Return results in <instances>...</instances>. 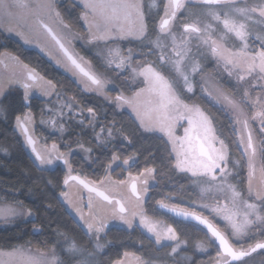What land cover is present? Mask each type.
Instances as JSON below:
<instances>
[{
	"label": "snow or ice",
	"instance_id": "1",
	"mask_svg": "<svg viewBox=\"0 0 264 264\" xmlns=\"http://www.w3.org/2000/svg\"><path fill=\"white\" fill-rule=\"evenodd\" d=\"M70 3L73 9L81 10L77 19L83 21V32L73 31L65 22L57 0H0V30L14 33L25 44L36 43L42 52L76 78L83 91L104 97L113 105L114 113L127 109L131 123H121L117 128L113 120L109 124L101 123L99 132L93 128L96 146L111 152L105 167L109 175L93 183L72 175L70 160L55 143L50 149L37 152L28 132V121L21 123V118L16 117V126L31 147L35 163L43 168L62 162L68 169L63 184L68 186L70 180L76 181L87 191L86 205L82 196L74 199L64 191L60 195L74 210V222L80 232L90 245L95 243V247L94 251L80 248L67 234L58 233L63 236L64 243H57L48 252L37 250L33 253L22 248L0 251V264H99L97 253L103 248L99 243L103 238L101 234H106L111 222L115 221L125 231L146 229L157 245L165 240L174 242L170 254H176L182 243L177 229L160 226L144 210L149 181L157 169L145 167L138 176L129 174L126 180L111 178L112 167L120 159L118 149L113 150L114 142L119 140L123 147L125 143L134 144L137 139L150 145L149 158L158 162L161 169L172 174H190L199 187L202 202L193 201L192 207L164 201L158 204L176 218L194 222L202 226L201 231L206 230L208 244L216 248L217 259L212 264H251L254 254L264 257V166L259 169V183L253 181L257 159L264 160V0H196L203 20L192 23H177L178 14L187 8L185 0H166L162 14L157 13L158 20L153 18L151 22V10L156 7L154 2L147 7L144 0H78V3L70 0ZM219 25L223 31L217 35ZM254 26H260L256 34L258 47L249 41ZM179 28L182 31L177 33ZM229 34L235 37L231 43ZM41 40L47 41L56 54L53 55L47 45H41ZM125 40H134L136 48H128L125 52L119 46V42ZM193 40L196 41L195 52ZM77 41L87 47L100 48L102 45L106 49V54L96 53L102 61L99 67L76 50ZM12 59L27 75L13 72L0 80V114L11 111L5 97L12 85L22 87L21 99L25 104L30 101V90L39 87L35 71L18 58ZM209 61L214 64V71L222 70L226 74L227 87L223 74L220 79L202 75L203 66ZM8 67L5 65V69ZM109 72L122 83L116 84L115 79L108 76ZM198 75L203 83L196 81ZM47 83L54 87L51 81ZM109 85L113 90L119 88L114 98L108 94ZM197 87L201 95L221 105L236 125H242L238 147L242 149L241 161H247L246 193L229 180L232 172L228 147L219 139L211 116L194 102ZM256 88L259 91L253 96ZM41 91L45 96L50 95L45 89ZM65 107L72 113L71 103ZM84 111L80 108L78 114L83 117ZM86 111L89 124L95 125L99 120L97 110L87 107ZM64 115L61 110L60 116ZM74 118L75 114L69 115V119ZM79 123L83 125V119ZM180 128H183V135L178 134ZM60 131H64V125ZM153 139L158 143L152 145ZM77 143L86 153L84 160L98 162V158H92V148L80 141ZM138 154L142 153L138 150ZM135 160V155L126 156L122 163L128 166ZM241 161L231 167L235 168ZM203 184L207 187H202ZM119 188H127L129 195L117 198ZM213 200L214 203L210 202ZM128 201L133 203L131 210ZM197 208L206 209L212 218ZM31 216V209H24L20 202L0 203V221L5 226L14 224L18 218ZM217 221L222 222V226ZM197 249L205 251L201 245H197ZM128 255L125 253V257ZM136 261L145 264L139 257ZM114 264H124V261Z\"/></svg>",
	"mask_w": 264,
	"mask_h": 264
},
{
	"label": "trees",
	"instance_id": "2",
	"mask_svg": "<svg viewBox=\"0 0 264 264\" xmlns=\"http://www.w3.org/2000/svg\"><path fill=\"white\" fill-rule=\"evenodd\" d=\"M153 2L156 7L151 10L150 22L153 18L158 20L157 13L162 14V5L165 3L164 0H144L146 7ZM57 3L60 5L65 22L69 23L75 31L83 32L85 30L83 22L77 19L81 11L80 8L73 9L70 0H57ZM195 6L196 3H189L186 10L180 13V16L183 19H194ZM255 30L259 31L258 28ZM125 41H127V44L123 43V49H127V46L130 47L131 44L136 45L134 40ZM80 44L77 43L76 47L89 56L99 67L102 64L100 57L89 51L90 48ZM2 51L9 52L12 57L18 58L20 62L50 80L56 90L72 95L76 102L84 108L94 107L99 116V123H96L95 131L97 128L100 129L99 125L101 123L109 124L113 120L117 122V128L121 126V123L130 125L131 122L126 109L117 110L114 113L112 104L95 93L83 91L67 73L55 66L44 54L25 46L21 40L10 37L3 30H0V52ZM103 51L104 49L99 50V52ZM150 59H155V57H150ZM205 67L207 69L212 67L210 61ZM108 75L115 79L116 84L122 83L120 79L115 78L114 73L109 72ZM224 83L227 87L229 82L225 79ZM117 89L119 90V88ZM22 96V88L16 84L12 85L5 97V103L11 105V111L0 115V200L20 202L26 209H31L32 216L19 220L10 226H0V248L10 249L26 244L37 247L57 244L59 243L58 239L63 238L58 233H65L78 245H81L83 249L94 251V243L92 245L88 243L87 238L83 236L80 228L74 222V217L60 200L59 195L63 187V168L60 165L51 168L38 166L27 151L21 135L15 128L17 115L23 113L26 109L29 108L38 120L44 112L42 108L44 100L41 97L30 96L29 103L25 104L21 99ZM193 100L213 119L217 135L224 140L229 150L232 172L230 177L239 189L244 190L247 186L246 161H241L242 151L238 147L230 116L219 105L201 95L198 87ZM74 124L76 123H72L73 128L68 129L62 138L65 141L69 137H75L76 141H70L68 146L80 141L85 146L92 148V158H98V162L90 163L80 155L71 156L70 162L74 167L82 169L86 177L99 180L106 174L105 167L110 161L111 152L103 151L96 146L93 138V128H85L84 125L81 128L79 123ZM51 139L55 140L60 146L63 144L57 133L52 134ZM114 143L115 149L113 150L118 149L120 158L128 155L137 156V160L131 163L129 169L121 165H116L112 169L117 178H123L126 170L137 174L145 167H155L157 169L154 176L155 183L149 187L147 194L144 207L145 213L166 220L172 227L177 229V235L184 244L176 254H170L172 242L157 245L153 238L141 228L129 232L122 230L119 226L111 225L107 233L102 234L103 238L99 241L103 245V249L97 253L99 264H112L115 260L120 259L125 252L140 256L145 260V264H212V261L217 259L216 248L209 246V249L205 251L197 249L198 243H208L205 237L206 231H201L200 226H196L192 222H186L171 216L157 206L160 200L170 198L172 203L191 207L185 200L186 197L194 198L196 196V192L191 188L190 175L172 174L166 169H161L158 162L149 158L152 148L141 139H137L132 145L125 143L123 147H121L119 140ZM157 143L158 141L155 139L151 141L152 145ZM109 147L111 148V145ZM138 150L142 154H138ZM236 161H241V164L232 168L231 164ZM261 163L264 166V160H261ZM117 169H119L118 172ZM171 195L174 197H170ZM261 260H264V257L254 254L251 264H261Z\"/></svg>",
	"mask_w": 264,
	"mask_h": 264
},
{
	"label": "rangeland",
	"instance_id": "3",
	"mask_svg": "<svg viewBox=\"0 0 264 264\" xmlns=\"http://www.w3.org/2000/svg\"><path fill=\"white\" fill-rule=\"evenodd\" d=\"M166 2V0H164ZM188 0H185V4L189 5V2H187ZM76 2L78 3V0H76ZM196 9H195V14L193 13V18H190V19H183V17L181 16L182 19H180L179 15H178V21L177 23H180V22H194V21H197V20H203V16H202V9L198 6H195ZM185 11V10H182V12ZM206 22V21H205ZM219 28V32L217 33V35L220 34V32L223 31L222 29V25H219L217 26ZM257 27L258 30L260 28V26H254V28ZM74 31V30H73ZM177 33H179L180 31H182V28H179V29H176ZM5 34H7L8 36L10 37H13V38H16L18 40H21L18 36H16L14 33L12 34H9L8 32L6 31H3ZM259 32V31H258ZM256 34L257 32L256 31H252V34L250 35L249 37V41L250 43H253L254 46L258 47V42L256 41ZM228 40H229V43H231L232 41L235 40V37L232 36L231 34L228 35ZM132 41V40H131ZM22 44H24L25 46L27 47H30V48H33V49H36L38 50L39 52H41L42 54H44L52 63H54L56 66H58L56 63H55V60L50 58V56L48 54H46L45 52H42L40 50L39 47L36 46V43H32V44H25L23 42V40H21ZM41 45H47V48L51 51V53L53 55L56 54V50L50 45L47 43V41H44V40H41L40 41ZM77 43H81L80 41H77ZM123 43H126L127 44V41H124V42H119V46L123 49L122 45ZM238 43V41H237ZM82 44V43H81ZM80 44V45H81ZM87 47V46H85ZM195 47H196V41L193 40V51L195 52ZM90 49H92L91 47H88ZM128 48H136V45L133 46V44L127 46V49ZM94 49V48H93ZM127 49H123L125 50V52L127 51ZM78 52H80L81 55H83L81 53V51L79 49H76ZM99 51V50H98ZM97 51V52H98ZM105 54H106V49H104L103 51ZM85 57V56H84ZM13 57L11 56V54L7 51H2L0 52V61H2V63H0V80H2L6 75H11L13 72L17 73V74H20V73H24L25 75H27L26 71L16 63L15 60L12 59ZM137 60H139V57H137ZM102 62V61H101ZM210 63L212 64V67L209 69H207L205 67V65L203 66L204 67V72L202 73V75H207V76H212L216 79H220V76L222 73V70H219V71H214V64L210 61ZM23 65H25L24 63H22ZM5 65H8L9 67L7 69H5ZM60 69H62L65 73H67L76 83V78L73 77L71 75L70 72H67L65 71V69H63L62 67L58 66ZM29 69L33 70L31 67L28 66ZM36 73V72H35ZM225 76V79H226V74H223ZM36 76L38 78V81H39V87H33L30 92H29V96H31L32 93H37L39 95V97H41L44 101H43V105H42V108H43V115L40 116L39 120L36 119V116L32 113V111H30V109H26L23 113L17 115L21 118V123H24L25 120L28 121V124H27V127H28V132L29 134L32 136V138H34V141H35V147L37 149L38 152H44L46 149H50L51 146L55 143L58 150L61 152V153H65L67 155V158L70 160V157L74 156L76 157V155H80V156H85L86 153H84L81 148L79 147L78 143L72 145V146H68V143L70 141H76L75 137H72V138H67L65 141L64 139L62 138L63 135L65 133H67L66 131H68V129H71L73 128L72 126V123L75 122L76 124L79 123V120L80 119H83L84 123V127L85 128H94L96 126V123H99L98 121H96L95 125H91L89 124V118H88V115H87V111L86 109L87 108H84L82 105L78 104L76 102V100L74 99V97L71 95H68L66 93H63L62 91H56L53 87H49L48 85V81L49 80H46L44 79L43 76L41 75H37L36 73ZM109 76V75H108ZM110 77V76H109ZM111 78V77H110ZM196 81L199 83H203V81L201 80V76H196ZM231 83H234V80L231 82ZM82 89H83V86L80 85L79 83H77ZM15 85V84H14ZM22 88V87H21ZM199 88V87H198ZM41 89H45L47 90L50 95L48 96H45L42 94V91ZM23 90V89H22ZM200 90V88H199ZM117 91H119L118 89H115L113 90V86L112 85H109L108 86V94L110 96H112L113 98L115 97V95L117 94ZM229 91H232L231 89H229ZM259 91L258 88H256L255 91H253L252 95L255 96L256 93ZM209 101L215 103L214 101H212L207 95H204ZM104 98V97H103ZM71 103L73 105V109H72V113H69L67 107H65L66 104H69ZM216 104V103H215ZM218 105V104H217ZM221 108L222 106L219 105ZM80 108H83L85 111H84V114H83V117H81L79 114H78V109ZM61 110H63V112L65 113V115L63 117L60 116V112ZM127 110V109H126ZM128 111V110H127ZM72 114H75V118L74 119H69V115H72ZM0 115H3L0 114ZM228 115L230 116V114L228 113ZM231 118V116H230ZM74 124V125H76ZM80 124V123H79ZM61 125H64V131L61 132L60 131V127ZM185 126L186 123H185ZM231 126L233 128V131H234V135H235V138L237 140V142L239 143V135H238V132L239 130L242 128V125H236L232 119H231ZM254 127H256V125H253ZM80 127L82 128V125L80 124ZM15 128L18 130L19 134L21 135L22 137V142L23 144L25 145L27 151L29 152V154L31 155V157L34 159L35 161V156L34 154L32 153L31 151V148L27 145V143L25 142V136L23 135V132L20 128H18L16 126V119H15ZM100 129L97 128L96 129V132H99ZM54 133H57L61 139V142L63 144H61V146L55 142V140L51 139V135L54 134ZM51 134V135H50ZM178 134L179 135H183V128H180L178 130ZM50 137V138H49ZM53 137V136H52ZM219 139H221L220 136H218ZM66 146V147H64ZM85 146V145H84ZM218 146V145H217ZM87 147V146H85ZM89 148V147H87ZM71 150L70 154H69V151ZM242 151V149H241ZM128 156H134V155H128ZM136 156V155H135ZM125 158V157H124ZM124 158H120L119 161H117L112 169L116 166V165H121L122 167H125V168H128L129 169V166L131 165V163L133 161H130L129 165L128 166H124L123 165V159ZM246 161V160H245ZM56 165H60L62 168H63V171H64V176H63V179L65 178V176L68 174V169L65 168V166L63 165L62 162H58L57 164H54V165H50V166H46V167H53V166H56ZM72 173H78V174H82L83 176H86V174L84 173V171L80 168H76L74 167L72 164ZM262 166V163H261V160L260 159H257L256 161V175L253 177V181L254 183L258 184L259 181H260V175H259V169L260 167ZM246 167H247V161H246ZM119 171V169H117V172ZM140 173V172H139ZM139 173H137V175H139ZM124 174V173H123ZM129 174H131L132 176H135L136 174L132 173L130 170H126L125 171V174H124V177L123 179H119L117 178V175L114 174L111 170L110 172V175H111V178L113 180H126L127 177L129 176ZM107 175H109V173L106 172V174L103 176V177H106ZM190 175V174H188ZM187 175V176H188ZM246 178L248 180V167L246 168ZM88 180H92L90 177H87ZM101 179H103L101 177ZM191 188L194 192H196V196L194 198H189V197H186L185 200L188 204H190V206L192 207V202L195 201L196 204H199L201 203V199H200V190H199V187H197L194 183H193V178H191ZM230 182L234 184L232 178L230 177L229 178ZM149 183L152 185L155 183L154 181V178L151 179L149 181ZM236 184V183H235ZM237 185V184H236ZM202 187H207L206 184H203L201 185ZM237 188H238V185H237ZM239 189V188H238ZM241 190V189H239ZM62 191L64 192H67L69 193V196L74 198V199H79L81 196L83 197V203L86 205L87 204V196H88V193L86 190H84L83 188H81L79 185H77L76 183H73V182H69L68 186H64V188L62 189ZM61 191V192H62ZM243 192H247V186L245 187L244 190H242ZM60 192V194H61ZM129 193H128V190L127 188H119L118 189V195H117V198H120V196H128ZM170 197H174L173 195H171ZM60 200L61 202H63L62 204L65 206V208L67 210L70 211V213L75 217V212L74 210L66 203L64 202L63 198L61 197L60 195ZM160 201H164L165 203H168V204H176V203H172L170 198H166V199H163V200H160ZM204 202H209V201H204ZM212 203H214L215 201H210ZM0 203H8V204H12V203H15L14 201H4V200H0ZM180 205V204H179ZM183 207H186L184 205H181ZM133 207V203L132 201H128V208L129 210H131ZM25 209V208H24ZM197 211H202L204 215L206 216H209V218H212L209 214V212L206 210V209H199L197 208ZM85 212H87V209L85 208ZM146 214V213H145ZM147 215V214H146ZM149 216L154 222H158L160 226L162 227H167V226H171V224H169L166 220H164L163 218H159V217H154V216H150V215H147ZM27 217H22V218H18L15 222L19 221V220H22V219H26ZM160 219V220H158ZM220 222V221H217V223ZM137 223H138V220H137ZM221 226H222V222H220ZM112 225H115V226H120L119 225V222L118 221H115V222H111ZM219 224V223H218ZM0 226H5L3 224V221H0ZM145 233L149 234L151 236L150 233H148L146 231V229H144ZM103 234V233H102ZM101 234V235H102ZM153 238V240L155 241V238L153 236H151ZM182 241V240H180ZM58 242L59 243H64L63 241V238H59L58 239ZM163 242H172V241H161V244H163ZM174 244V242H172ZM101 244V243H100ZM183 241L180 245V247L183 245ZM57 244H51V245H46V246H42V247H37V246H33V245H19V246H16L14 248H10V249H4V248H0V251H12L13 249H16V248H22L26 251H29V252H36L37 250L38 251H41V252H48L49 250L53 249ZM197 245H201L205 250H208L209 249V244L208 243H203V242H200L198 243ZM78 247L82 248L81 245H78ZM173 246V245H172ZM66 247V245H65ZM94 247H95V243H94ZM103 249V248H102ZM101 249V250H102ZM57 252L59 253V249H56ZM100 251V250H99ZM125 253H128L129 255L127 257H125ZM124 253V256L120 259H117L116 261H120V260H123L124 261V264H137V261H136V256H134L132 253L130 252H125ZM141 260H143L145 262L144 259L140 258ZM115 261V262H116ZM114 264V263H113Z\"/></svg>",
	"mask_w": 264,
	"mask_h": 264
},
{
	"label": "flooded vegetation",
	"instance_id": "4",
	"mask_svg": "<svg viewBox=\"0 0 264 264\" xmlns=\"http://www.w3.org/2000/svg\"><path fill=\"white\" fill-rule=\"evenodd\" d=\"M31 96H37V97H39V95L37 93H32ZM135 176H138V175L136 174ZM73 182L76 183L77 185H79L78 182H76V181H73ZM79 186L81 188H83L81 185H79Z\"/></svg>",
	"mask_w": 264,
	"mask_h": 264
},
{
	"label": "water",
	"instance_id": "5",
	"mask_svg": "<svg viewBox=\"0 0 264 264\" xmlns=\"http://www.w3.org/2000/svg\"><path fill=\"white\" fill-rule=\"evenodd\" d=\"M31 148V147H30ZM72 175H75V176H78V175H76V174H72ZM80 177V176H79ZM81 179H84V178H82V177H80ZM85 180V179H84ZM158 207H159V204H158ZM160 208V207H159ZM163 211H165V212H167L166 210H164V209H162ZM167 213H169V212H167ZM170 215H172V216H174L173 214H171V213H169ZM175 217V216H174ZM179 219H182V218H179ZM194 223V222H193ZM200 227H202V226H200ZM206 231V230H205Z\"/></svg>",
	"mask_w": 264,
	"mask_h": 264
}]
</instances>
